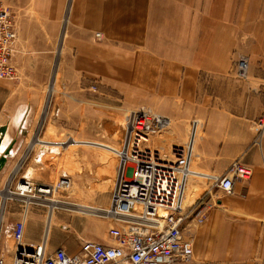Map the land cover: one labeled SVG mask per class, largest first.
Returning <instances> with one entry per match:
<instances>
[{"label":"crops","instance_id":"obj_1","mask_svg":"<svg viewBox=\"0 0 264 264\" xmlns=\"http://www.w3.org/2000/svg\"><path fill=\"white\" fill-rule=\"evenodd\" d=\"M0 6L18 21L19 72L16 84L0 81V264H11L12 229L23 217L22 245L45 242L48 254L59 248L75 254L82 241L112 244L114 223L88 220L80 227L75 204L63 194L54 207L60 211L30 205L25 214L21 202L4 194L23 161L35 159L45 171L41 159L58 155L62 144L50 135L73 133L75 97L92 86L119 95L125 108L159 116L163 123L149 145L181 148L182 177L207 181L199 198L200 190L182 181L180 207L194 198L203 207L201 223L198 217L183 223L193 251L188 264H264L257 93L264 84V0H0ZM241 55L248 62L245 81L231 75ZM235 160L251 176L235 180L227 194L214 182ZM111 198L99 209L109 208Z\"/></svg>","mask_w":264,"mask_h":264},{"label":"built area","instance_id":"obj_2","mask_svg":"<svg viewBox=\"0 0 264 264\" xmlns=\"http://www.w3.org/2000/svg\"><path fill=\"white\" fill-rule=\"evenodd\" d=\"M100 38V34L96 33ZM17 44L16 19L11 8L0 6V81L18 80L14 62ZM247 58L240 56L235 72L239 78L247 75ZM92 89H95L93 86ZM257 93L262 100L259 124L264 126V84ZM163 120L149 109L135 111L130 125L127 147L119 156L121 176L110 207L99 209V215L114 223L108 229L112 244L82 241L79 251L67 254L63 249L47 253L45 242L27 248L22 245L24 217L14 223L12 238L15 242L11 264H188L192 261L191 240L185 235L183 223L192 216L202 215L203 207L179 210V161L183 152L173 148L169 158L149 145ZM251 168L239 160L233 161L214 186L223 192H232L235 180H248ZM52 186L35 185L19 180L8 198L23 204V214L31 204L49 205ZM59 202L57 201V205ZM56 205V206H57ZM203 221L202 216L197 223Z\"/></svg>","mask_w":264,"mask_h":264},{"label":"rangeland","instance_id":"obj_3","mask_svg":"<svg viewBox=\"0 0 264 264\" xmlns=\"http://www.w3.org/2000/svg\"><path fill=\"white\" fill-rule=\"evenodd\" d=\"M16 27L18 39L17 19ZM95 38L99 39L96 36ZM235 68L236 65H234L231 75H236ZM239 80L245 81L246 76L239 78ZM3 81L11 84L17 83L16 81ZM92 87L91 90L84 91L79 97H75V127L73 128V133L70 131L65 132L58 138L55 137L54 133H51L52 135L50 136H53L55 141H61L62 144L57 148L58 155L53 153L41 159L44 166L47 167L45 171L40 169V164L35 163V159H32L33 163L31 164H28L29 161L25 160L23 163L18 164L19 166L15 171L18 173L11 187H8V185L5 187V189L12 190L19 180L27 179L35 185L46 184L52 186L53 194L49 199L62 201V198L59 199V196L63 194L67 201L75 204V207L73 206L71 208L75 212V223L81 225L80 227L86 228L88 220L93 222L103 220L100 215H97V213H99L98 206H101L103 199L110 194L112 195L116 189L118 180L121 176V159L119 156L127 147L130 136V123L133 113L135 112L123 106L119 95L113 94L110 91L102 93L97 91L95 86V89H92ZM43 115L44 112L42 113V116ZM72 139L75 140L73 146L71 145ZM103 146H111L115 150H113V153L108 152L103 149ZM36 147L39 149L41 148V146L38 145H36ZM172 149L173 148L170 149L167 145L164 149H160V152L172 158ZM116 150L119 152H116ZM179 165L183 167L181 163ZM51 167L56 169L51 170ZM190 169L195 170L193 168ZM24 172H29L28 176ZM182 176L181 172L180 193L184 190L182 181H186L189 190L193 188H198L200 190L196 196V198H199L202 191L207 188V181L199 179L198 177L184 176L183 178ZM180 193L178 203L179 210L182 212V209H184V211L192 210L194 207L193 204H196L198 200L195 201L196 198H194L190 204L180 207ZM31 205H34L32 207L43 206L41 209L46 211L45 204ZM80 205L93 207L92 209H83L84 211L91 210V213L89 215L81 214L77 210ZM56 211H60V208L58 210L54 209L52 212L54 213ZM189 219L191 220L192 216ZM9 243L10 248H13L15 245L14 240L10 239ZM25 247L31 248L28 246Z\"/></svg>","mask_w":264,"mask_h":264},{"label":"bare ground","instance_id":"obj_4","mask_svg":"<svg viewBox=\"0 0 264 264\" xmlns=\"http://www.w3.org/2000/svg\"><path fill=\"white\" fill-rule=\"evenodd\" d=\"M120 166H121V164H120ZM180 189H181V187H180ZM4 194H6L5 196H9V190L8 189H6L5 191H4ZM49 203V206H50V208H51V210L50 211H52L53 209H54V207L57 205V201H55V200H51V202H48ZM80 207H82L80 210H79V212L80 213H82V214H85V215H89L90 213H91V210L89 211H84L83 209L84 208H88V209H92L93 207H90V206H88V205H80ZM98 212H99V209H98ZM97 215H99V213H97ZM1 218V217H0ZM49 225H50V222H48V227H49Z\"/></svg>","mask_w":264,"mask_h":264},{"label":"water","instance_id":"obj_5","mask_svg":"<svg viewBox=\"0 0 264 264\" xmlns=\"http://www.w3.org/2000/svg\"><path fill=\"white\" fill-rule=\"evenodd\" d=\"M4 132H5V128L1 127L0 128V140H1V137L3 136Z\"/></svg>","mask_w":264,"mask_h":264}]
</instances>
